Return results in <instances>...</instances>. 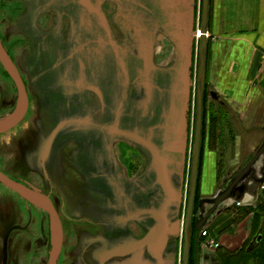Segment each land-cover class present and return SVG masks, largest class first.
<instances>
[{
	"label": "rangeland",
	"instance_id": "obj_1",
	"mask_svg": "<svg viewBox=\"0 0 264 264\" xmlns=\"http://www.w3.org/2000/svg\"><path fill=\"white\" fill-rule=\"evenodd\" d=\"M201 6L202 0H1V40L28 86L30 112L0 133V169L50 192L58 210L65 204L58 264H99L155 225L184 224ZM263 19L264 0H211L209 48L256 32ZM1 86L3 121L18 100L8 79ZM211 86L205 87L190 264L200 255L197 247L207 254L219 249L207 245L215 240L209 233L200 236L204 228L195 229L212 207L202 201L230 185L239 137L250 146L248 129L227 101L212 98ZM13 227L8 264H48L51 220L0 185V264H7ZM182 251L183 236L170 237L160 258L144 249L105 264H183Z\"/></svg>",
	"mask_w": 264,
	"mask_h": 264
},
{
	"label": "crops",
	"instance_id": "obj_2",
	"mask_svg": "<svg viewBox=\"0 0 264 264\" xmlns=\"http://www.w3.org/2000/svg\"><path fill=\"white\" fill-rule=\"evenodd\" d=\"M207 86L214 90L212 98L227 101L248 129L250 146L246 148L244 138L239 137L233 160L238 170L230 183L264 149V19L246 37L225 40L214 48L208 45ZM240 186L245 187L244 192L239 191L232 203L227 200L220 205L205 222L204 231L217 241L219 249L207 254L203 246L200 252L197 247L196 264H264V150ZM221 207L226 209L218 213Z\"/></svg>",
	"mask_w": 264,
	"mask_h": 264
},
{
	"label": "water",
	"instance_id": "obj_3",
	"mask_svg": "<svg viewBox=\"0 0 264 264\" xmlns=\"http://www.w3.org/2000/svg\"><path fill=\"white\" fill-rule=\"evenodd\" d=\"M210 2L211 0L202 1V13H201V25H200V44H199V69L197 78V118L195 124V136L194 147L191 162V173L189 183V193L187 202V211L184 224L180 221L173 223L172 225L158 224L152 227L146 234V236L138 243L132 245L121 253H113L108 257L122 254L123 256H130L135 252L148 249L150 253L160 258L169 242L170 237H184L183 247V264L190 263V250H191V236L193 228V218L196 205V194L198 187V175L200 167V157L202 148V132H203V113H204V97H205V76L207 66V53H208V33H209V19H210ZM1 4V0H0ZM0 61L4 68L15 80L19 90V103L15 113L9 118L0 121V133L7 132L16 127L26 116L28 111V97L26 89L20 78L18 70L15 64L12 62L10 56L4 49L0 39ZM263 148L257 151L253 159L244 167L240 173L230 182L227 188L218 193L214 199L203 200L202 204L209 203L212 205L210 211L196 224V231L200 233L204 227L205 222L213 215L220 205L225 203L230 198H234L239 191L244 192L245 187L240 186L241 182L247 177L252 166L256 163L258 158L263 153ZM45 152H49V148L45 149ZM151 155L154 162L163 167L164 160L160 156L159 152L155 148H151ZM45 177L48 178V173L44 169ZM162 176L166 177L165 171L162 172ZM0 183L18 193L23 199L27 200L32 205L46 211L51 219L52 224V250L48 264H58L59 255L62 250L63 244V227L58 214L49 195L43 194L39 190L29 187L23 182L13 180L0 170Z\"/></svg>",
	"mask_w": 264,
	"mask_h": 264
},
{
	"label": "flooded vegetation",
	"instance_id": "obj_4",
	"mask_svg": "<svg viewBox=\"0 0 264 264\" xmlns=\"http://www.w3.org/2000/svg\"><path fill=\"white\" fill-rule=\"evenodd\" d=\"M0 39H2L1 38V33H0ZM1 42H2V40H1ZM2 45H3V43H2ZM3 47H4V45H3ZM5 49V48H4ZM6 50V49H5ZM7 52V51H6ZM8 53V55L10 56V58H11V60H12V62L15 64V66H16V68H17V70H18V73H19V75H20V78H21V80H22V82H23V85H24V87H25V89H26V94H27V97H28V103H29V106H28V111H27V113H26V116L29 114V112H30V96H29V92H28V86H27V84H26V82H25V80H24V77H23V75H22V73H21V71H20V68L18 67V65L16 64V62H15V60H14V58L12 57V55L9 53V52H7ZM2 77H5L6 79H8L9 80V82H10V84H11V86L13 87V89H14V92H15V95H16V99L18 100L17 102L19 103V90H18V86H17V84H16V82H15V80L11 77V75L7 72V70L4 68V66H3V64L1 63V61H0V98H1V93H2V90H1V85H2ZM17 108H18V105H17ZM17 108L15 107L14 108V110H17ZM25 116V117H26ZM24 117V118H25ZM195 136V135H194ZM193 147H194V145H193ZM1 170V169H0ZM4 173V172H3ZM10 177V176H9ZM44 177H45V173H44ZM10 178H12V177H10ZM14 179V178H13ZM48 179V178H47ZM231 182V181H230ZM228 183V182H227ZM25 184H27L29 187H31L30 186V184L29 183H25ZM0 185L1 186H3V187H5L6 188V190H9V192H11L12 194H14V196H15V198H18V200H22L23 202H26L27 204H29V205H31V206H33V207H35V208H37V209H40V208H38V207H36V206H34V205H32L31 203H29L27 200H25V199H23L18 193H16L15 191H13V190H11L10 188H8V187H6V186H4L3 184H1L0 183ZM52 189V188H51ZM188 193H189V191H188ZM46 195H49L50 196V198H51V200H52V194L49 192L48 194H46ZM52 202H53V200H52ZM187 202H188V200H187ZM54 204V203H53ZM62 205V209L60 210H58V208L56 207V205H54L55 206V208L57 209V211H58V214H59V217H60V220H61V223H62V227H63V244H62V250H61V253H60V255H59V258L61 257V254H62V252H63V250H64V244H65V242H66V231H65V229H64V219H63V217L60 215V212L59 211H61V213H62V215H65V213H64V207H65V204L64 203H62L61 204ZM40 210H42V209H40ZM44 213H46L47 214V216H48V218L50 219V216H49V214L46 212V211H44V210H42ZM187 211V210H186ZM69 217V216H68ZM51 220V219H50ZM74 221H76V220H74ZM27 228L28 227H26V228H24L22 231H26L27 230ZM193 229V228H192ZM193 232H194V229L192 230ZM14 232H16V227H13V228H11V229H9L8 231H7V236H6V240H7V245H8V252H7V264H8V260H9V247H10V243H11V236H12V234L14 233ZM193 232H192V234H193ZM13 238V237H12ZM183 247H184V237H183ZM51 250H52V245H51ZM50 253H51V251H50ZM50 253H49V256H48V262H49V258H50ZM113 253H121V251L120 252H113ZM113 253H110V254H113ZM109 253L108 254H106L100 261H99V264H105V262L109 259V258H111V257H115V256H120V257H123V255L121 254H117V255H115V256H110V257H108V255H110ZM191 260H192V252H191V250H190V263H191ZM58 262H59V259H58ZM2 263L4 264V261H2ZM182 263H183V251H182ZM189 263V264H190ZM82 264H83V262H82Z\"/></svg>",
	"mask_w": 264,
	"mask_h": 264
},
{
	"label": "built area",
	"instance_id": "obj_5",
	"mask_svg": "<svg viewBox=\"0 0 264 264\" xmlns=\"http://www.w3.org/2000/svg\"><path fill=\"white\" fill-rule=\"evenodd\" d=\"M200 37H201V33H200ZM201 235L203 236V237H208V232L207 231H203L202 233H201ZM207 245H209V247L210 248H213V247H217V248H219V244L215 241V240H211V239H209L208 238V242H207Z\"/></svg>",
	"mask_w": 264,
	"mask_h": 264
},
{
	"label": "trees",
	"instance_id": "obj_6",
	"mask_svg": "<svg viewBox=\"0 0 264 264\" xmlns=\"http://www.w3.org/2000/svg\"><path fill=\"white\" fill-rule=\"evenodd\" d=\"M203 1V0H202ZM211 3V2H210ZM201 13H202V6H201ZM205 100V99H204ZM202 134H203V132H202ZM200 159H201V157H200ZM200 168V167H199Z\"/></svg>",
	"mask_w": 264,
	"mask_h": 264
}]
</instances>
